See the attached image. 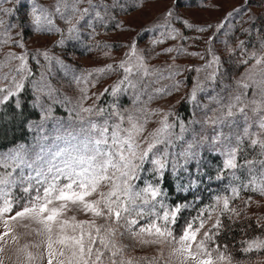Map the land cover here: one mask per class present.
I'll list each match as a JSON object with an SVG mask.
<instances>
[{"label":"snow or ice","instance_id":"obj_1","mask_svg":"<svg viewBox=\"0 0 264 264\" xmlns=\"http://www.w3.org/2000/svg\"><path fill=\"white\" fill-rule=\"evenodd\" d=\"M80 2L81 0H72L73 17H76L78 12L76 6ZM148 2L149 0H109L105 3L101 0L97 5L92 0H88V7L79 11L76 23H72V20L61 12L60 3L54 5V11L51 12L33 5L27 23L36 32L60 33L59 45L62 46L66 40L79 39L77 25L81 21L92 26L91 20L85 17H90L93 11H95L94 19L102 26L107 27L110 21H116V28L127 30L116 20L117 13L128 15L137 9L143 10ZM64 7L65 9L69 7L67 0H64ZM180 7V0H174L173 5L162 14V17L157 18L155 30L162 29L161 38L153 39L151 43L155 46L171 40L178 41L177 45L166 48L160 54L176 51L177 57L187 55L198 58L204 63L199 67L170 70L167 76H163L161 72L157 80L160 78L172 80L184 70L195 71L197 80L188 97L189 103H193L194 107L205 109L209 105H216L212 109L213 115L207 116L203 121L204 124L217 128L230 127L237 115L244 118L243 134H237L235 145L231 142V136H226L221 130L211 138L201 136L199 140L188 143L179 153H170L168 149L174 144V139H182L183 133L187 131L184 122L179 123V136L171 131L177 126L174 122H169L171 112L165 113L162 120L156 121L157 128L147 131V124L152 122L153 116L159 114L157 111L140 107L120 110L115 104L112 105L111 110L99 106L80 107L79 111L73 109L75 116L70 118L73 123L57 135L51 145L41 144L40 150L34 155L17 149L5 157H0V168L4 169L0 172V221L3 222L5 229L0 234V240L9 235V221L28 217L41 226V233L46 234L47 264H53L54 259L57 264H134L132 260L123 258L124 248L115 241L119 229H123L119 233L121 237L125 233H131L133 236L147 234L154 237L150 243L175 242L179 245L175 251L180 252L184 261H190L191 264H221L223 261L238 264L231 254L227 253L228 246L224 245L221 250L214 237L226 227L221 219L225 213H229V220H232L233 215L237 217L242 215L239 210L230 207V201L238 198L241 190L247 191L250 188L264 195V183L257 187L255 180L252 179L248 183L232 186L231 196H217L215 206H208L214 211L218 209L214 220L212 212L206 214V210L202 209L196 217L185 222L181 233L177 236L175 226L181 218V213L188 206L181 203L166 205L164 203L166 193L159 181L164 178L169 168L176 175L180 169L190 170L188 166L193 161L199 160V149L206 141L212 145L224 144L220 151L226 158L223 168L217 173L218 180L223 179L225 170L243 167L237 163V155L242 151L241 144L245 137L250 140L253 149L259 146V155L264 156V139H261V136H264V20L258 21L246 7H241L226 13L215 27L211 23L196 25L189 23L179 14ZM17 10L0 8V60L3 61L0 63V108L6 110L11 108L22 113L27 103L24 101V94L28 91L29 84L34 85V91H44V88H47L49 97L55 89L51 85H44L42 88L31 79L34 73L28 61L37 59L41 53L26 52L22 40L11 35L13 30L22 29L23 22L20 25L12 22L14 12ZM54 14H59L60 18L70 25L67 35L64 30L54 27L51 18ZM244 15L248 18L240 20L239 31L249 39H240L236 36L234 45L227 40L224 44L225 51L235 68L243 69L238 75L233 74L231 82H228V68L224 66L222 57L216 53L212 45L218 36L227 35L225 30L229 24L235 29V19ZM185 30L197 33L192 37L193 46L195 41L203 40L205 45L203 53L187 51L184 47L188 40L184 35ZM253 31L257 43L249 49L248 44ZM206 33L208 35L205 38ZM22 35V30L16 33L17 37ZM140 35L141 33L137 34L138 37ZM143 35L147 33L144 32ZM231 35L235 36V30ZM139 43L138 38H133L127 45L129 51L125 54L126 59L97 70L101 73L106 71L123 73L117 83L105 88L100 95L110 93L116 96L131 89L133 93H139L133 100L134 106L141 103L140 96L147 94L148 91L144 78L149 75V70L144 67L145 57L139 49ZM15 47H19L21 51L16 53L10 50ZM5 49L9 50L5 51ZM42 55L49 62L53 59L47 51ZM55 63L63 66L59 58H56ZM134 76L139 79L133 80ZM41 79L43 80V75ZM79 80L80 78H77V82ZM181 83L176 81L170 86L156 88L155 95H169L173 91H178ZM201 93L205 95L207 104H200L198 94ZM153 98L152 95L148 97L149 100ZM249 111L256 117L255 125L259 129L256 133L250 132L252 124L249 122L251 120ZM94 116L102 119H93ZM77 124L79 127L76 126ZM253 136L256 138H252ZM225 141L227 143H224ZM159 146H163L162 151ZM212 150L216 151L215 147ZM146 163L152 164L151 171L155 174L157 182L148 183L142 189H137L133 181L141 178ZM256 163L261 166L259 175L264 177V160L245 161L249 175L254 178L256 170L252 166ZM9 167L12 171H7ZM17 169L19 173L14 175ZM233 176L235 177L234 171ZM17 187L25 194L24 197L13 195ZM69 203L107 222L103 225H97L94 220L70 224L67 220L61 219ZM221 203L222 207H220ZM145 217L148 219L141 224ZM208 220H213V223L209 229L203 231L202 237L198 240L197 236L202 229H205ZM197 221H199L198 225ZM85 225L87 228L84 227ZM77 229H79L78 234ZM213 229L215 232L212 231ZM210 243L215 247H210ZM242 243L246 245L241 248V252L245 254L253 250L257 252L264 250V240L259 237ZM55 245H59V248ZM3 251V247H0V252ZM25 257L27 261L35 259L31 252H25ZM0 264H3L2 259ZM148 264L155 262L151 261Z\"/></svg>","mask_w":264,"mask_h":264},{"label":"rangeland","instance_id":"obj_2","mask_svg":"<svg viewBox=\"0 0 264 264\" xmlns=\"http://www.w3.org/2000/svg\"><path fill=\"white\" fill-rule=\"evenodd\" d=\"M92 2L99 5L101 0H92ZM104 2L107 3L109 0H104ZM57 3H60L61 12L68 16L72 20V23H76L79 11L88 7V0H81L76 6L78 9L76 17H73L71 11L72 0H67L69 5L67 9L64 7V0H14V2L13 0H0V8L18 9L14 12L12 17L13 23L20 25L21 22H23L22 29L17 28L13 30L11 35L22 40L26 52L32 54L41 53L37 59H29L28 61V65L32 68L34 73L31 79L36 82V85L42 88L44 85H51L52 88L55 89V92L49 97L47 88H44V91H34V85L29 84L33 95V102L39 110V117L31 122L29 138L24 142L0 151V157H5L9 153L15 152L17 149L34 155L40 150L41 144L51 145L55 137L65 131L68 126L73 123L70 119L75 116V111H73V109L79 111L80 107L99 106L111 110L113 104L117 105L120 110L126 108L132 110L134 107H140L147 108L150 111H157L159 114L153 116L152 122L147 124V131H152L157 128L158 124L156 121L162 120L164 114L168 112H171L169 122H174L177 125L171 130L176 136L180 135L179 123L184 122L187 126V131L183 133L182 139H174V144L168 149L170 153H179L187 147L188 143L199 140L201 136L211 138L221 130L226 136H231V142L235 145L234 142L236 141L237 134H239L237 130L238 126H243L242 130L245 127V121L241 115H237L234 118V123L230 127L222 126L217 128L203 123L207 116L213 115L212 109L216 107L215 104L209 105V107L205 109L203 107H194L193 103H189L191 109L190 116L187 120H183L176 116V113H173L181 100L186 99L189 102L188 97L197 80V73L195 71L184 70L182 74L175 76L172 80L163 78L157 80L161 72L163 76H167L170 70L199 67L204 63L198 58L187 55L177 57L176 51L169 54H160L163 53L166 48L177 45L178 41L171 40L163 44H156L155 46L151 43L153 39L161 38L160 31H162V29L160 31L155 30L157 18L162 17V14L173 5L174 0H149L143 10L137 9L130 12L128 15L117 13L116 20L127 30L116 28V21H110L107 27L102 26L94 19L95 11H93L90 17H85V19L91 20L92 26H90L89 23L81 21L77 25L79 29V39L66 40L62 46L59 45V41L61 40L60 33L55 31L52 33L36 32L27 23L33 5L51 12L54 11V5ZM242 4H248V11L253 16H264V0H207L203 7H180L179 14L187 19L189 23H194L196 25L211 23L215 27L216 23L224 18L226 13L239 8ZM20 5L23 6L21 7ZM100 11L103 14L102 8ZM51 18L54 27L64 30L65 35H67V29L70 25L65 23V21L60 18L59 14H54ZM5 19L8 18L5 17ZM21 30L23 32L22 37H17L16 33ZM144 32H146L147 35H143ZM138 33H141L139 37L137 36ZM184 35L188 37L184 45L188 52H204L205 45L203 40L195 41L193 46L192 37L197 35V33L185 30ZM204 35L206 38L208 34L206 33ZM133 38H138L140 40L139 49L145 57L144 67L149 70V75L144 78L145 84L148 85L147 94H142L140 96L141 103L135 106L133 100L135 95L139 93H133L131 89H129L127 93L121 92L116 96L110 93L100 95L105 88H110L117 83L118 79L123 75L122 72L106 71L105 73H101L97 71L100 68H107L109 64L115 65L118 64L119 61L126 59L125 54L129 51L127 45L130 44ZM213 48L218 54L216 48ZM8 50L9 49H5V51ZM10 50L16 53L21 51L19 47ZM45 51L53 58L51 62L45 60L42 55ZM56 58H59L63 62V66L55 63ZM37 60L39 63H37ZM2 62L3 61L0 60V63ZM133 63H135L134 58ZM42 75L43 80L41 79ZM77 78H80L79 82H77ZM132 79L138 80L139 77L134 76ZM152 81L156 82L152 83ZM176 81L182 82L178 91H173L169 95H155L154 90L156 88L170 86ZM149 95L154 96V98L149 100ZM208 95H212V93H208ZM225 95L227 94L225 93ZM37 97H39V103H37ZM198 100L201 105L208 103L205 95L202 93L198 94ZM249 117H251L249 122L253 124L254 127L250 128V132L256 133L259 131L255 125L256 117L253 116L250 111ZM93 119L101 120L102 117L94 116ZM189 121H195V123H189ZM76 126L79 127L78 124ZM207 128L211 129V133H208V135L205 133ZM145 135H147V132ZM252 138L256 137L253 136ZM261 139H264V136H261ZM248 142L250 146V140H248ZM224 143H227V141ZM221 146L223 147L224 144H221ZM159 147L162 151L163 146ZM194 162L195 161H193V163ZM193 163L191 165H193ZM9 164H11L10 161ZM150 167H153L152 164ZM167 170L171 171V168ZM184 170L186 169L179 170V173ZM2 171H4L3 168H1L0 172ZM7 171H12V168L9 167ZM25 171L27 172V169ZM146 171L148 172L146 174L149 175L146 177L145 184L140 185L142 173L138 181H133L137 189H142L148 183L154 184L157 182L155 174H150L149 172L151 170L147 169ZM18 173L19 170L17 169L14 175H18ZM262 183H264V177H259V179L255 180L257 187ZM232 186L236 185L228 186L227 189L229 192L226 194L214 190L208 202L199 207V212L202 209L206 210V214L207 212H212L214 220L218 214V209L214 211L208 206H215V198L217 196H231ZM193 188H195V186ZM256 192L258 193L256 197H248L250 199L246 198L244 200L242 197H238L230 201V207L236 208L242 213L239 217L233 215V220L245 218V220H253L255 223L264 222V195H261L259 191ZM13 195L22 198L25 194L17 187ZM199 199L200 197H197L195 201ZM246 200L247 203H245ZM164 203L170 205L166 196L164 198ZM189 203L191 202H184L181 204L190 206ZM220 207H222V203ZM189 208H193V204ZM61 219L67 220L70 224L79 221L94 220L97 225H103L107 222L102 218L94 217L91 213H85L81 207L72 205L71 203H69L65 209ZM147 219L148 218L145 217V220H142L141 224L145 223ZM213 220L206 221L205 229H202L197 236L198 240L202 237L203 231L211 227ZM198 224L199 221H197V225ZM9 227V235L4 237L3 240H0V247L4 249L3 252H0V259L3 260V264H47L46 234L40 232V225L28 217H23L15 221H9ZM84 227L87 228V225ZM4 230L3 222L0 221V234H2ZM122 231L123 229L117 231L115 241L118 245L123 246V258L126 260H132L133 262L140 260L141 264H148V262L151 261H154L155 264H191L190 261H184L183 255L180 252L175 251V249L179 247L175 242L150 243L154 237L148 236L147 234L133 236L131 233H125V235L121 237L119 233ZM78 233L79 229H77V234ZM175 233L177 236L180 234H177L176 230ZM13 237H15V239H13ZM259 238L264 240V237ZM55 247L59 248V245H55ZM212 247L214 248L215 246ZM25 252H31L35 256V259L33 261H27ZM227 253L231 254L235 262H240L238 264H264V255L255 256L250 259L237 260L239 257L232 254L230 250H227ZM53 264H57L55 259ZM221 264H229V262L223 261Z\"/></svg>","mask_w":264,"mask_h":264},{"label":"trees","instance_id":"obj_3","mask_svg":"<svg viewBox=\"0 0 264 264\" xmlns=\"http://www.w3.org/2000/svg\"><path fill=\"white\" fill-rule=\"evenodd\" d=\"M207 0H180L181 7H203ZM246 7L248 10V4H242L239 8ZM253 16V15H252ZM247 15L242 17H237L235 19V29H233V25L229 24L228 28L225 30L227 35H220L217 37V40L214 42L212 47H215L218 51V54L222 57L224 61V66L228 68L229 72V80L231 81V77L233 74L238 75L243 69L235 68L233 61L229 59L226 51H225V41H231L234 45L236 42V36H239L240 39L248 40L247 36L241 35L239 31L240 20H247ZM253 18L259 20H264V16ZM259 27V24L257 25ZM235 30V36L231 35L232 31ZM256 35L253 31L251 40L249 41L248 47L251 49L253 44H256ZM24 101L27 103L22 111L12 110L0 108V151L8 149L16 144L26 141L31 132V122L36 120L39 117V110L33 102V95L30 86H28V91L24 94ZM178 106L175 108L173 113H176V116L182 118L183 120H187L190 116L191 106L186 99L180 101ZM240 125L237 130L239 134H243V130ZM253 124H252V127ZM211 129H206V134L210 132ZM248 138L245 137L243 143L241 144L242 151H240L237 155V163L243 165L236 170H225L223 172V179H217V173L220 169L223 168V162L225 160V156L221 153L220 149L223 147L221 144L212 145L209 141H206L203 146L200 148V158L198 161H195L193 165H190L188 168L190 170H184L179 173V175L173 174L170 170H166L165 176L162 180L159 181L161 186L163 187L166 193V199L169 201L170 205H174L176 203H189L190 206L193 204V208H188L181 213V218L179 219L178 224L175 226V230L178 233H181L182 228L186 221L192 219L197 216L199 212V207L203 204L207 203L210 199V196L214 190H218L221 193H228L227 189L230 185H240L244 183H248V180H256L261 177L259 175L260 164L256 163L252 167L256 170L254 178L249 175V168L245 165V161L253 160L259 161L264 160V156L259 155L260 148L257 146L255 149L249 146ZM236 141L234 142V144ZM215 147L216 151L212 149ZM150 163H146L144 165V170L142 171V178L140 180V185L145 184L146 177L149 174L146 170H151ZM182 170V169H180ZM1 171V168H0ZM233 171L235 172V177L233 176ZM150 174H154L152 171ZM256 177V178H255ZM195 181V183H191ZM181 186H187L186 188H182ZM195 186V188H193ZM240 198L246 199L248 197H256L258 193L256 191L251 190V188L247 191H240ZM197 197H200L198 201H195ZM229 213H225V215L221 218L222 222L226 226L224 229L220 231L218 236H215L214 239L221 246V250H223V246L227 245V250H230L232 254H235L237 260L242 259H250L255 256L264 255V250L257 252L253 250L252 252L245 254L241 252V248L245 247L242 242L252 240L257 237H264V222L255 223L253 220H249L240 218L237 220H229ZM234 221V222H233ZM215 232V229L212 230ZM210 247L215 246L214 244L209 245ZM126 252V251H125ZM124 252V253H125ZM240 263V262H238ZM134 264H141L140 260L134 262Z\"/></svg>","mask_w":264,"mask_h":264}]
</instances>
